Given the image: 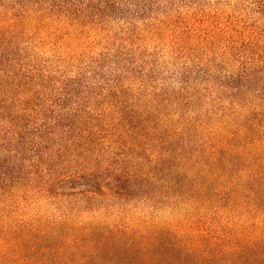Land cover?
I'll use <instances>...</instances> for the list:
<instances>
[{
  "label": "rangeland",
  "instance_id": "374dc122",
  "mask_svg": "<svg viewBox=\"0 0 264 264\" xmlns=\"http://www.w3.org/2000/svg\"><path fill=\"white\" fill-rule=\"evenodd\" d=\"M21 4L0 0V49L37 69L45 109L59 98L68 110L88 113L96 136L103 130V145L178 147L171 157L164 151L147 160L190 164L211 159L212 146L231 131L264 125V85L244 76L264 70V18L247 0H83L69 12L52 2H28L23 12ZM180 170L203 174L187 165ZM40 182H17L0 195V264H32L31 254L46 256L43 264H109V253L89 248L103 231L187 229L195 211L172 193L155 208L166 191L155 200L134 196L123 209L101 197L89 206L55 198ZM214 209L199 213L208 222L214 216L219 228L238 225L235 213ZM245 217L244 224L253 222ZM90 232L98 235L83 242Z\"/></svg>",
  "mask_w": 264,
  "mask_h": 264
},
{
  "label": "trees",
  "instance_id": "16d2710c",
  "mask_svg": "<svg viewBox=\"0 0 264 264\" xmlns=\"http://www.w3.org/2000/svg\"><path fill=\"white\" fill-rule=\"evenodd\" d=\"M19 1L21 11L28 2L42 6L52 2L53 7L69 12L70 4L83 0ZM247 1L254 13L264 18V0ZM37 73L33 65L23 62L21 54L0 49V195L17 182H34L35 177L53 197L85 199L89 206L101 197L118 201L123 209L134 196L155 200L159 192L166 191L155 208L170 202L171 193L190 203L195 211L189 214L192 219L187 229L143 232L114 225L89 248L93 247L95 254L109 253V264H264V132L260 130L264 125L257 124V130L250 124L221 137L207 161L154 162L147 160L149 154L160 158L166 151L171 157L178 147L170 151L162 148L158 153L156 148L103 145L98 141L103 130L96 136L88 113L68 110L65 100L59 98L53 100L51 110L43 107ZM244 76L264 85V70H247ZM64 90L66 96L71 93L69 84H64ZM260 96L264 98V91ZM2 150L7 151L4 158ZM186 165L203 174L184 175L180 168ZM103 207L114 209L109 204ZM214 207V211L235 213L238 225L219 228L214 216L208 222L207 216L199 213ZM246 214L253 215V222L247 225L242 222ZM96 235L90 232L75 239L84 236L82 241L91 244ZM57 251L59 254L62 247ZM29 258L32 264L48 261L46 256L35 259V254Z\"/></svg>",
  "mask_w": 264,
  "mask_h": 264
}]
</instances>
